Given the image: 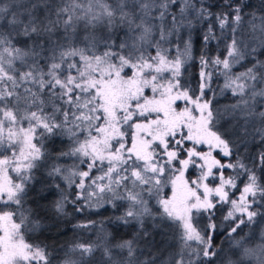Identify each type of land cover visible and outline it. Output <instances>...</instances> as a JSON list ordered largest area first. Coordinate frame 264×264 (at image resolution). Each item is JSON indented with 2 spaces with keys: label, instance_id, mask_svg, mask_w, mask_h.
I'll list each match as a JSON object with an SVG mask.
<instances>
[{
  "label": "snow or ice",
  "instance_id": "snow-or-ice-1",
  "mask_svg": "<svg viewBox=\"0 0 264 264\" xmlns=\"http://www.w3.org/2000/svg\"><path fill=\"white\" fill-rule=\"evenodd\" d=\"M249 8L0 0V264H264V0ZM205 24L196 56L192 32ZM214 77L236 98L223 112ZM190 166L200 170L191 180ZM120 200L130 239L74 242L58 257L29 238L59 230L69 204L83 213Z\"/></svg>",
  "mask_w": 264,
  "mask_h": 264
},
{
  "label": "trees",
  "instance_id": "trees-1",
  "mask_svg": "<svg viewBox=\"0 0 264 264\" xmlns=\"http://www.w3.org/2000/svg\"><path fill=\"white\" fill-rule=\"evenodd\" d=\"M217 3L220 2V0H216ZM251 8L246 9V11H257L260 9L261 0H250ZM214 11H219L221 9L216 8L213 9ZM206 30V24L205 25H197L195 29L192 32V39L194 43V54L196 56L200 55V49L202 47L201 42V35L203 31ZM216 42L213 41L209 46L207 50V55L214 56L217 54L216 51ZM199 68L198 63L193 62V66H191L188 69V73H186V76L193 85L196 83V74L197 69ZM236 71H242L243 68L240 66H237L235 68ZM220 79H216L214 77L213 79V89L217 92V97L215 101V106L219 107L221 111L223 112V108L225 105L233 103V98L228 97L227 93H224L223 95H220V86H222ZM228 116L227 114H224V119L220 121V123L224 127H228ZM63 140V143L61 142ZM68 145L67 137H60L57 138L55 141V148L57 150L60 149H66ZM187 146L191 147L193 146L191 142H187ZM49 149L53 148L52 144H48ZM197 150L201 151V146L196 145ZM200 147V148H199ZM253 154L255 152V149H251ZM240 154H244V148L241 147ZM232 160L235 159V156L230 158ZM200 162L199 160L197 163ZM223 162H229V158H224ZM60 163L71 165L73 161L71 159H65L61 160ZM179 167V165H176ZM232 170L225 169V174H231ZM200 170L196 166H190L185 176L189 180L195 179L197 176H199ZM56 183H59L61 188H65V184L59 180L55 181ZM38 188L39 185H36ZM74 191V189H73ZM169 192V186H166L163 190V195L167 196V193ZM57 198V193L55 189L52 190L50 194H47V201L45 203L50 202ZM154 203V201H153ZM128 202L127 201H116V207L113 208L109 204H104L103 207L91 209V210H85L83 213H73L72 205L69 204L67 206V212L69 215L61 218V224L59 230L57 229H51V230H45L40 229L35 232L30 233L29 238L32 242L37 244H44L47 245L50 252H54L55 255L58 257H63L65 255V252L67 251V246L71 245L74 242H95L98 239L104 238L106 235L108 236L109 240H111L112 243H115L121 239H130L135 231V226L133 224L124 225L122 222L117 221L115 218L120 216L125 209L127 208ZM28 205H26L27 207ZM226 211V209H225ZM52 215L51 212L48 213V216L50 217ZM217 218L222 217L223 212L218 211L216 213ZM94 221L95 224L89 228H74L73 225L85 222V221ZM202 223H206V220H202ZM247 231V230H246ZM157 241L160 240L159 235L156 236ZM220 239H217V243L220 242ZM225 250L227 251V245H224Z\"/></svg>",
  "mask_w": 264,
  "mask_h": 264
},
{
  "label": "rangeland",
  "instance_id": "rangeland-1",
  "mask_svg": "<svg viewBox=\"0 0 264 264\" xmlns=\"http://www.w3.org/2000/svg\"><path fill=\"white\" fill-rule=\"evenodd\" d=\"M197 71H198V69H197ZM234 71H236L235 69H234ZM221 85H223V78H222V80H221ZM225 93H227V95H228V97H232L233 98V103L235 102V97H233L232 95H231V93L230 92H225ZM149 95H150V93H149ZM199 146H201V151L202 152H206V151H208V147H207V145H199ZM200 148V147H199ZM213 155L214 156H216L217 157V159H220L221 158V153H219V151L217 150V151H214L213 152ZM222 162H223V160H222ZM198 163H200V162H198ZM223 163H226V162H223ZM198 168V167H197ZM171 195V187H170V185H169V192L167 193V196H170Z\"/></svg>",
  "mask_w": 264,
  "mask_h": 264
}]
</instances>
